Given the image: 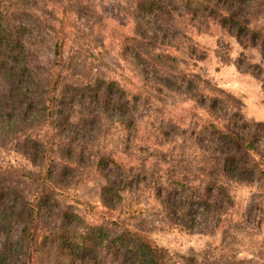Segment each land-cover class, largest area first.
I'll list each match as a JSON object with an SVG mask.
<instances>
[{
    "label": "trees",
    "instance_id": "16d2710c",
    "mask_svg": "<svg viewBox=\"0 0 264 264\" xmlns=\"http://www.w3.org/2000/svg\"><path fill=\"white\" fill-rule=\"evenodd\" d=\"M62 1H0V147L24 155L38 169L7 170L8 175H0V264H171L150 235L113 221L88 222L71 205L62 204L61 187L69 184L87 144L104 122L119 124L128 139L135 134V111L141 99L129 95L114 79L68 72L61 27L42 24L40 16L49 7L53 17ZM65 1L71 7L61 14L67 18L70 13L89 12L83 0ZM126 1L132 32L118 37V55L155 91L182 93L193 101L194 109L212 114L221 108L222 99L211 79L192 67L180 69L169 51L177 34L176 17L214 20L242 45L260 44L264 50V33L249 26L248 9L257 0ZM47 28L52 29L54 46L49 67L38 63L30 42L34 33L42 37ZM186 50L194 61L203 58L197 45ZM238 120L233 126L239 132L227 133L211 120L190 132L198 144L218 153L230 179L253 183L260 167L244 142L264 146V121ZM171 128L188 131L178 125ZM96 158L97 165L106 161L104 155ZM12 174L26 177L31 193L26 195L10 179ZM137 180L132 172H119L102 187L101 204L115 209L120 190ZM184 184L177 181L171 189L156 184L155 194L169 224L183 233L205 232L209 226L216 229L220 217L234 205L232 195L209 181L203 187ZM80 250L87 254L80 255Z\"/></svg>",
    "mask_w": 264,
    "mask_h": 264
},
{
    "label": "rangeland",
    "instance_id": "374dc122",
    "mask_svg": "<svg viewBox=\"0 0 264 264\" xmlns=\"http://www.w3.org/2000/svg\"><path fill=\"white\" fill-rule=\"evenodd\" d=\"M83 1L89 10L87 14L70 13L67 18L61 14L71 7L65 0L53 17L50 14L53 8L40 13L42 24L61 27L66 39L62 57L69 66L68 72L114 79L129 95L138 94L141 99L135 111V134L128 139L119 124L106 121L105 125L104 122L87 144L84 159L75 166L69 184L61 187L62 204L71 205L88 222L113 221L150 235L171 264H187V260L189 264H264L262 142H250V146L248 140L244 142L260 170L255 182L237 183L226 175L218 153L202 147L190 132L191 128L198 130L204 120L213 121L230 134L233 130L239 132L233 126L237 119L238 123L240 119L264 121L261 45H242L229 29L211 19L189 15L175 18L177 34L169 51L177 59L178 67L194 68L219 88L215 93L221 96L222 106L209 114L205 109H194L193 101L182 93L155 91L129 61L118 55V37L132 32L126 0ZM248 18L250 27L264 33V0H257L248 9ZM52 35V29L47 28L42 37L34 33L30 38L38 63L45 67L52 60ZM192 44L197 45L201 54L204 52L201 60L188 57L186 49ZM84 77L81 79L85 80ZM172 125L188 131L172 130ZM98 155H104L106 161L97 165ZM110 160L118 168H113ZM15 169L24 173L38 170L24 155L0 147V175H8L7 170ZM119 172H132L138 180L122 188L116 208L108 209L101 204V189ZM10 179L26 195L31 193L26 177L12 174ZM177 181H184L188 187H203L209 181L226 188L234 205L220 217L216 229L209 226L205 232H180L169 224L155 194L156 184L163 183L171 189ZM77 252L87 254L82 250Z\"/></svg>",
    "mask_w": 264,
    "mask_h": 264
}]
</instances>
